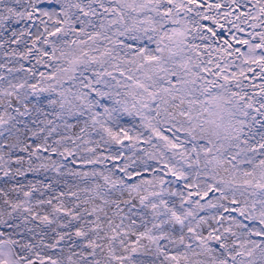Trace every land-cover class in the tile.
Wrapping results in <instances>:
<instances>
[{
  "label": "snow or ice",
  "instance_id": "snow-or-ice-1",
  "mask_svg": "<svg viewBox=\"0 0 264 264\" xmlns=\"http://www.w3.org/2000/svg\"><path fill=\"white\" fill-rule=\"evenodd\" d=\"M0 264H264V0H0Z\"/></svg>",
  "mask_w": 264,
  "mask_h": 264
}]
</instances>
